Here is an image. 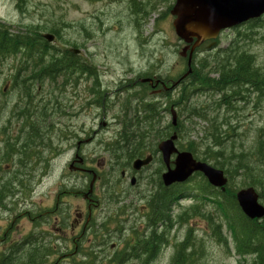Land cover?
<instances>
[{"label":"rangeland","instance_id":"1","mask_svg":"<svg viewBox=\"0 0 264 264\" xmlns=\"http://www.w3.org/2000/svg\"><path fill=\"white\" fill-rule=\"evenodd\" d=\"M174 5L175 0H0V23L15 32H21L31 26L42 27L40 30L42 35L51 33L49 30L52 29L59 31L60 36L51 46L64 51H76V54H79L76 57L80 56V61L84 60L87 64L95 66L99 77L104 79L105 88L114 90L116 84L112 79L119 75L124 80L132 81L133 68L142 73L146 70L147 73L148 71H158L173 81H176L180 75L187 71V58L181 56L185 44L180 41L173 28L174 17L171 15V11ZM211 42L202 43L196 48L198 50L194 56L195 66L196 63L206 66L205 73L214 69L218 60L223 63L222 61L233 60L236 55L242 53L253 55L256 66L264 67V18L224 31L215 42L216 46L214 47H209L210 44L212 45ZM218 56L219 59H215ZM35 60L39 62L38 59ZM35 60L29 59L23 54L17 57L8 56L0 60V131L6 128V131L0 134V142L2 139H6V136H12V138L21 136L24 139L28 127L23 120L31 115L39 117L42 113H46L49 117H45L44 121L42 119L38 122L35 121L37 125L41 123V128L45 130L53 128L57 123L61 126L59 132H62L64 125L67 124L72 127L75 125L83 127L86 123L88 128L92 125L94 130L99 129V120L93 121L99 114L97 109L92 107L91 111L90 109L86 110L87 102L90 99L86 100L85 83L82 81L78 85L74 84L75 81H79L76 79L83 75H71L74 78L72 84H69L70 75L64 77L65 82L62 76L58 80L56 76L52 82L46 79L42 83H36L35 75L30 73L32 70L39 69V66H35L37 64ZM218 70H221V67ZM26 71L27 73H25ZM30 74L31 80L28 82L26 78ZM219 75L216 70L210 76L218 78ZM7 86L10 87L4 91ZM190 87L189 81H187V96L190 94L189 90L193 91L194 88L189 89ZM27 91L31 95L28 96ZM229 91L226 93L232 94L231 88ZM194 92L191 101H185L181 109L176 107L174 110L182 132L177 143L178 147H186L192 143L193 147L195 146L198 150L200 158L204 157L208 147H212L214 137L209 132L214 133V131L211 130V126L195 115L189 114L191 110H203L204 113L215 118L216 128H221V131L226 130L230 134L225 145L236 154L235 158L244 156L246 165H255L251 171L258 170L256 165H262V159H253L252 155L255 154L258 142L264 140V94L260 95L257 92V94L248 95L244 91L242 97H245L246 100H232V109L228 110L225 106L222 108L218 106V101L224 94L216 95L209 91ZM177 94L174 95L175 98L178 96ZM189 105L190 109H188ZM85 110L86 112H84ZM60 111L62 113L58 114ZM115 117H117V122ZM106 118L108 129H102L101 135L93 139L92 145L87 147L84 153L89 159L88 164L96 166L99 162L110 160L111 154L106 151L107 147H115V143L121 139L116 135L121 131L119 125L126 122L122 111L119 110V107L110 108L106 113ZM161 121L162 124L169 126L172 124L173 115H164ZM227 126L234 130L228 129ZM23 129L25 131L22 134ZM52 131L45 134L46 137L44 136L49 146L44 152L50 153L51 150H55L54 155L50 157L53 160L52 166L49 169L36 168V178L38 174H41V171L46 170L38 181H34L33 175L29 177V170L20 166L17 158H15L16 164L10 161L3 165L4 169L0 175L4 173L6 179H11L15 174L20 173L19 176L26 178V182H28V178L31 180L28 183L29 193L21 195V200H9L8 206L6 204L4 207H0V246L9 245L10 242L19 243L32 232H35L38 238H43L42 233L48 231L59 234V231H55L53 226H48L51 222L56 221L58 217L56 213H50V218L47 215L42 221L38 218V214H43L45 209L52 207L59 194L64 197L63 193L66 189L70 190L72 195L64 198L69 203L62 204L61 207L66 212L80 213L86 210L82 198L77 194L83 188L84 190L88 188L90 180H85L79 174H74L69 170L72 154L65 153V149H67L64 148L65 136L61 134L59 137H54ZM48 136L50 138L47 139ZM58 153L59 157L57 158L55 156ZM249 159L250 165L248 164ZM252 160L255 163H252ZM209 162L213 165L212 161ZM152 166L158 172L161 170L158 162ZM260 177L262 178V176ZM242 181L241 176H235L233 184L240 187ZM199 182L200 179H196L188 184H183L186 193H183L181 197L184 196V198L172 210L174 226L170 229L165 227L164 230H159L167 235L168 244L163 245L155 264H172L176 253L178 255L179 249L177 248L180 246L178 243L181 242H187V245H183L185 249L181 259L183 264H256V256L243 257L236 252V247L225 225L222 230L226 237H230L228 244L219 243L214 238V223H221L216 204L213 202L216 198L205 196L204 200V197L197 191ZM100 184L99 188L104 187L105 191H109L107 195L111 192L116 193L115 195L125 192L124 190L113 192L112 185L108 189L109 187L104 186L103 183L101 186ZM74 188L76 192L72 190ZM242 189L247 188L237 190L239 192ZM127 192L130 193L128 195L135 196L138 193V188L131 189L127 185ZM261 202L264 204L262 200ZM122 205L124 206L120 202L111 203L108 204L107 210L105 209L107 205H104L94 210L93 216L101 218L104 214L107 216L110 212H119ZM141 206L142 204H138L137 208L141 210ZM31 210L35 213L34 216L37 215L36 218H31L32 220L27 218V212ZM134 213L138 214V210H135ZM212 215L214 223L210 220ZM60 222V220L55 222L57 227ZM128 227L130 226L127 225L126 228ZM97 231L98 234H94L90 239L92 245H97L95 243H99L103 238L104 234H101L100 230ZM65 234L67 233L59 235L58 241L55 237L51 238L45 235L44 246L53 249L57 256L64 255L65 245H68ZM105 235L110 236L107 238L108 248L104 255L101 254L105 258L100 257L98 262L94 261L93 264H106L105 260L107 261V258L121 249L119 245L116 249L112 248V244L117 243L118 240L116 234L105 232ZM3 236L7 242L3 240ZM80 246H85L83 249H87V253L93 250L91 245ZM28 247L25 246V249L28 250ZM84 256L83 253H78L74 256L75 262L83 263ZM51 261H53V255L49 258V262ZM70 263L71 260L66 261L63 258L60 262V264Z\"/></svg>","mask_w":264,"mask_h":264},{"label":"trees","instance_id":"2","mask_svg":"<svg viewBox=\"0 0 264 264\" xmlns=\"http://www.w3.org/2000/svg\"><path fill=\"white\" fill-rule=\"evenodd\" d=\"M41 28L42 27L31 26L21 32H15L10 29V27L0 23V60L7 58L8 56L17 57L20 56V54H23L30 59H38L39 62H37L35 66L40 65L43 66V68L41 71L38 69L32 70V73L30 72L38 77H35L37 80L34 79L37 83H42L46 80V78L49 79L48 81H54L58 67H68L69 64L78 68L84 67V60L80 61L78 56L76 57V55L71 54L70 52L66 54V56H61L55 53V48H53L40 33ZM49 31L54 33L56 36H60L59 31L55 29ZM215 59H219V56ZM214 61L216 62L217 60ZM222 62L223 63L218 60L216 63L217 66L214 67L215 70L210 69L211 71L208 73H205V65L196 63L195 66L193 62L191 67L193 72L188 81L189 86L194 88L193 91L189 90L191 87L188 89L190 94L187 96V101H191L192 96L195 93L194 91H209L215 93L216 95L224 94L222 99L218 101V106L219 108L225 106L226 109L231 110L233 105L232 100H246L245 97H242L244 91L247 92L248 95L251 93L257 94V92L260 93V95L264 94V67L260 68L256 66L253 55L242 53L236 55L233 60L227 59V61L225 60V62ZM219 67H221V70H218ZM203 70H205L204 73ZM216 70L220 75L218 78H212L210 75L214 74ZM25 73H27V71ZM49 73L50 75H48ZM181 76L182 75H180L178 79H180ZM29 77L26 79L27 81L31 80V77ZM230 88L232 94L228 95L226 92H228ZM27 95L29 96L31 94L27 93ZM177 95L178 96L176 98L173 97L168 106H166L168 111L170 107L182 108L184 98L183 91L180 89ZM159 108L160 106L156 104H145L142 107L143 114L138 115L140 112H137V116L135 118L132 117L130 119L126 117L127 121L125 122V134L121 137V141L124 145L130 144L132 148L122 153L126 156L125 161L132 162L137 158L144 157L147 153H149L148 150H150L153 142L158 144L159 141L166 139L173 132H178L179 138L182 136L181 125L179 123L176 128H174L172 124L169 126L162 124V116H160ZM188 109H190V105L188 106ZM189 114L191 116L195 115L211 126V130L214 131V133H209L214 137V140L212 142V147H208L207 151L203 155V158L198 156V150L195 146L193 147L192 143L188 144L186 147H179L180 150L192 153L199 161L209 164V161H212L213 167L225 172L229 184L226 191L221 192L220 190L212 187L200 173H196L193 177H191L187 184L195 181L196 179H200L197 191L204 197V200L206 198L205 196L216 198L213 202L216 204L217 213L219 215L218 218L221 220V223H214L212 215L210 220L215 224V227H213L214 238L219 243L228 244V238L230 237H226L222 230L224 229L222 228L223 225H225L226 229L230 233L232 242L236 247V252L243 257L247 255L256 256L257 260L255 263L264 264V218L262 220H251L247 218L241 211L236 199V194L238 192L237 189L252 187L257 190L260 200L264 202V140H260L258 142V145L255 148V154L252 155L253 159H262V165H256L259 171L256 169L252 172L251 168H255V165H250V159L248 161L250 166H248L245 163L246 158L244 156L235 158L236 154L225 145L230 134L226 130L221 131V128H216V125L214 124V117H210L207 113H204L203 110H191ZM45 117H48V115L46 113H42L39 117L31 115V117L28 116V118L23 120L28 127L26 129L28 132L24 139L21 136L12 138L11 135H8L11 137L6 136V139L1 140L3 145H1L2 143L0 142V172L4 169L3 165L13 161V157L16 155L20 156V158L19 156L18 158L20 159L21 165L19 163L18 164L29 170V177L33 175L34 181H38L39 178L42 177L41 175H43L46 171H41V174H38L36 178L35 172L39 164H42L41 167L43 169L51 168V162L48 157L52 153L54 154L55 151L51 150L50 153L44 152L49 148L44 139L45 132L43 131L44 129L41 128V123L37 125L35 121L37 120L38 122L40 119L44 121ZM208 120L209 122H207ZM227 128L229 129L230 126H227ZM230 129L234 130L232 128ZM5 131L6 128L3 131H0V134ZM23 131L25 130L23 129ZM48 138H50V136H48L47 139ZM117 143H120V140L117 141ZM113 154L118 155L117 152H114ZM24 157L26 158V162H23ZM252 163H255V161L252 160ZM163 170L164 168L162 167L159 172L162 173ZM19 175L20 173L15 174L11 179H6L4 177V173L3 175H0V206L4 207L6 204L8 206V199L14 197L21 191L25 194L26 192L29 193L28 183L31 178H28V182H26V178L24 179ZM235 176L242 177L243 181L240 183V187H236L233 184ZM260 176H262V178ZM161 185L164 186L163 184ZM183 188L184 187H170L166 189L165 187L157 194L154 202V218L156 225L158 223H162L166 226V228H172L174 226L172 210L174 206L178 204L181 195L186 193ZM258 189L260 190L258 191ZM72 190L76 192L75 188ZM65 193L63 194L66 197L72 195L71 191L67 189L65 190ZM29 212L30 218H36L37 215L34 216V212ZM153 234V241L151 236L148 239L138 236V245H141L139 249L140 257L143 258L144 255H147V258H145V260L142 259L139 264H149L148 255L151 252L150 245H153V242H155L156 250V252H154L156 260L154 263L152 262L153 264L156 263L163 245L168 244L166 234L159 232V230H156ZM45 235L48 236L47 233ZM52 235L55 234L52 233ZM3 240H6L7 242V239L4 238ZM40 242L41 240L36 236V233L32 232L27 235L26 239L19 243L17 242L18 244L10 242L9 245L0 246L2 247L0 249V264H53L55 258L54 253L56 252L53 249L44 246L46 239L43 243ZM178 245H180L177 248L179 249L178 255L176 253L172 264H183V262L181 263V259L183 258L185 251L183 245H187V242H181L178 243ZM25 246H29L28 250L25 249ZM52 255L53 261L49 262V258ZM106 262V264H125V261L121 260L118 252L108 258Z\"/></svg>","mask_w":264,"mask_h":264},{"label":"flooded vegetation","instance_id":"3","mask_svg":"<svg viewBox=\"0 0 264 264\" xmlns=\"http://www.w3.org/2000/svg\"><path fill=\"white\" fill-rule=\"evenodd\" d=\"M57 37L59 36L55 35V41ZM185 47H187V45ZM191 48L192 45H189V48H187V52H185L184 58H187V65ZM197 50H195L193 53V60ZM69 52L74 55H79L76 54V51L74 52L73 50L64 51L55 49V53L61 56H66V54H68ZM84 63L85 64L83 68L71 66V64H69L68 67H58L55 77L57 76L58 80L60 76L64 78L66 76L69 77L70 75L69 84H72L74 78L71 75H83L79 76L76 79L79 81H75L74 84L78 85L82 81L85 83V95L87 96L86 100L90 99V101L87 102L86 110L90 109L91 111L92 107H95L97 109L99 114L96 115L93 121L97 122L99 120V129L94 130V127L92 125L88 128L86 123L83 127H77L76 125L72 127L71 125L67 124L64 125V130L62 132H59L61 131V126L57 123L55 124V126H53V128L50 127L46 130L44 129L43 131L45 132V134H48L53 130L52 135L54 137H59L61 136V134L62 136H65L64 148H67L65 149V153L72 154L70 158L69 170H71L74 174H79L85 180H90L88 188H86V190H84L83 188V190L78 192L77 194L82 198L86 210L80 213H77L76 211L66 212V210L63 209L61 205H66L69 203V201L64 199L68 197H63L62 194H59L57 200L55 201V204L52 207L45 209L43 211V214H38V218L40 219V221H42L45 216L49 215L50 213H56L58 217L56 218L55 222L57 223V221H61L59 226L57 227L55 222L51 221V223L49 222L50 224L48 226H53V229L55 231L58 230L59 234L54 233L55 235H52V231H48L42 233L43 238L39 239L43 243L45 241V234L47 233L48 236H50L51 238L55 237L58 241L57 238L59 235L67 233L65 235L67 237L66 242L68 243V245H65V254L62 256H57L55 254L53 264H60V262H62V258L66 261L71 260L70 264H77V262H75L74 260V256H76L78 253H83L85 255V259L83 260V263L81 262V264H92L94 261L98 262V259L102 257L101 254L104 255V252L108 248L109 241L107 238H109L110 236L105 235V232L109 234H116L118 240L116 241L117 243L112 244V248L116 249L117 245L121 247L120 250H117L121 260L125 261V264H139L142 259L145 260V258H147V255H144L143 258L140 257L139 249L141 245H138V236L143 237L144 239H148L151 236V239L153 241V233L156 230H164V228L166 227L162 223H158L156 225V221L154 218L155 197L161 190L165 188V186H162L161 184H163V173L167 171V166L164 162L163 155L159 151V145L163 141L171 138L175 132L166 139L159 141L158 144H156V142H153L150 150H148L149 153H147L144 157L135 159L132 162L125 161L126 156L122 154L123 152H126L132 148L130 144L124 145L121 141L122 138L120 139V143L115 144V147H107L106 151L111 154V159L107 162H99L96 164V166L93 164H88L87 162L89 159L84 153L86 152L87 147H90L92 145L93 139L101 135V130L104 128L108 129L107 126L109 125L105 121H107L106 113L110 108L119 107V110L122 111L123 117H127L130 119L132 117L135 118L137 116V112H140L138 115L143 114L142 107L145 104H156L160 106L159 111L160 116L162 117L164 115L166 116L167 114H172L174 108L170 107L168 111L166 106H168L171 99L175 94H177V91L180 89L181 91H183V104H185V101H187V81L189 80V77L192 75V73L189 74V69H187V71L181 76V80L177 79L176 81H173L167 75H151L152 71H148L147 73L146 70L142 73L140 70L133 68V78H131L132 81L129 82L126 79L124 80L122 76L117 75L115 79H112L113 83L116 84V88L114 90H110L109 88H105L104 79L103 77H99L98 70L95 68V66L87 64L86 61H84ZM42 68L43 66H39V70H41ZM125 83L126 85H124ZM9 87L10 86H7V89ZM112 100L114 101L112 102ZM86 110L84 112H86ZM60 113H62V111L58 112V114ZM70 116L72 117V115ZM115 119L117 122V117H115ZM125 125L126 124L123 123L122 125H119L121 126V131L117 133L116 136H124ZM21 132L22 134L24 133V131ZM114 152H117L118 155H114ZM51 155L54 154L52 153ZM51 155L48 157L51 162L50 166H52L53 162V160L50 159V157H52ZM18 156L19 155L13 157V163H17V160H15V158H17L18 163L21 165L19 159L20 156L19 158ZM55 157L58 158L59 153ZM175 158L176 156H173L171 162H173ZM147 159H150V163L148 165L142 167L139 170L134 169V162L136 160ZM23 162H26L25 157ZM157 162L160 164V168H164L162 173L153 169L152 165ZM41 166L42 164H39L37 167L40 168ZM170 166L171 168H174L172 163L170 164ZM102 183L104 186L109 187L108 189H110L112 185L111 189H113V192H115V190H124L125 192L121 191L122 193L120 195H115L116 193L113 194L111 192L109 195H107L109 191H105L104 187L99 188V184L101 186ZM127 185H129L131 189L138 188V193L135 194V196L128 195L130 193L127 192ZM171 187L179 188L182 186L174 185ZM168 188L170 187H166V189ZM24 194L25 193L21 191L8 200H21L20 196ZM125 195L127 196V198ZM115 202L124 204V206L122 205L119 212H110L107 216L106 214H104L101 218H94V210H96L97 208H101L104 205H107L105 207V209L107 210L108 204ZM138 204H142L141 210L137 208ZM126 208H128V210H126ZM135 210H138V214L134 213ZM29 213L30 212L28 211L27 218L32 220L29 216ZM114 213H116V215H114ZM48 218H50V215L48 216ZM108 220L110 221L109 223ZM127 225H129L130 227L126 228ZM167 228L170 229V227ZM97 230H100L101 234L104 235L102 236L103 238L100 239L99 243H95L97 245H92V240L90 241V239L94 234H98ZM125 234L126 237H124ZM80 245H91L93 246L92 248L94 251L90 250V253H87V249H83V247L85 246ZM150 250L151 252L148 255V263L153 264L156 260L154 253L156 252L155 242H153V245H150ZM102 258H105V256Z\"/></svg>","mask_w":264,"mask_h":264},{"label":"water","instance_id":"4","mask_svg":"<svg viewBox=\"0 0 264 264\" xmlns=\"http://www.w3.org/2000/svg\"><path fill=\"white\" fill-rule=\"evenodd\" d=\"M171 15L175 17L173 28L176 35L181 42L187 45L181 53L182 57H185L187 48L192 45L188 58L189 74H191L193 53L196 48L206 41H215L225 30L262 18L264 16V0H176ZM44 37L49 42L54 40V36L51 34ZM214 46L215 43L210 45V47ZM172 115L173 126H177L174 111ZM177 139L178 136L175 133L170 139L159 145V151L167 166V171L162 176L164 185L170 187L174 184H184L194 174L200 173L211 186L225 192L228 185L225 172L208 163L197 161L190 152H180L175 145ZM174 155H176V159L171 162ZM149 163L150 159L136 160L134 169L139 170ZM171 163L174 168H171ZM236 199L246 217L251 220L264 218V205L261 204L259 195L254 188L240 190L236 194Z\"/></svg>","mask_w":264,"mask_h":264},{"label":"bare ground","instance_id":"5","mask_svg":"<svg viewBox=\"0 0 264 264\" xmlns=\"http://www.w3.org/2000/svg\"><path fill=\"white\" fill-rule=\"evenodd\" d=\"M48 53H49V52H48ZM48 53H46V54H48ZM46 56H47V55H46ZM52 57H53V56H52ZM29 59H30V58H29ZM46 59H47V58H46ZM35 61H36V60H35ZM36 62H37V61H36ZM27 65H28V64H27ZM42 65H43V64H42ZM29 66H30V65H29ZM37 66H38V65H37ZM39 66H40V65H39ZM40 71H41V70H40ZM29 72H30V71H29ZM31 73H32V71H31ZM36 74H37V73H36ZM154 74L157 75V74H161V73L158 72V71H153V72L151 73V75H154ZM22 75H23V74H22ZM27 75H28V74H27ZM39 75H40V74H39ZM44 75H46V74H44ZM44 75H43V76H44ZM48 75H50V73H49ZM30 77H31V76H30ZM30 77H29V78H30ZM35 77H36V76H35ZM41 77H42V75H41ZM33 78H34V76H33ZM36 78H38V77H36ZM36 78H35V79H36ZM39 78H40V77H39ZM26 79H27V78H26ZM46 79H47V78H46ZM36 80H37V79H36ZM52 80H53V79H52ZM18 81H19V80H18ZM29 81H30V80H29ZM29 81H28V82H29ZM41 81H42V79H41ZM24 82H25V80H24ZM35 82H36V81H35ZM36 83H37V82H36ZM23 85H24V84H23ZM30 85H31V84H30ZM32 85H33V83H32ZM33 87H34V86H33ZM35 87H36V86H35ZM35 87H34V88H35ZM26 88H27V87H26ZM36 91H37V90H36ZM29 92H30V91H29ZM27 93H28V91H27ZM182 104H183V103H182ZM35 136H36V135H35ZM35 136H34V137H35ZM28 138H30V137H28ZM33 139H34V138H33ZM33 139H32V140H33ZM25 140H26V139H25ZM34 141H35V140H34ZM30 143H31V140H30ZM33 143H34V142H33ZM115 144H117V142H116ZM31 145H32V144H31ZM34 146H35V145H34ZM259 149H260V148H259ZM51 156H52V155H51Z\"/></svg>","mask_w":264,"mask_h":264}]
</instances>
